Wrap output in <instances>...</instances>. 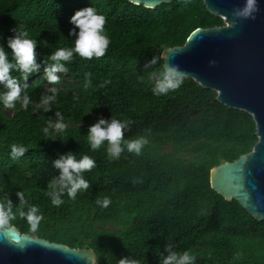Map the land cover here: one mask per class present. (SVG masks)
I'll return each mask as SVG.
<instances>
[{
	"label": "trees",
	"instance_id": "16d2710c",
	"mask_svg": "<svg viewBox=\"0 0 264 264\" xmlns=\"http://www.w3.org/2000/svg\"><path fill=\"white\" fill-rule=\"evenodd\" d=\"M87 7L105 17L109 47L99 59L74 55L66 64L68 78L62 77L64 89L55 87L57 100L45 112L40 98L51 92L38 79L43 60L57 48L73 47L69 21ZM224 25L204 0H177L155 10L125 0H0V46L9 62L14 61L7 41L19 29L37 40L41 65L29 83L11 72L27 85L22 93L31 100L27 109L21 102L12 109L0 103V201L8 196L16 206L12 223L21 234L92 250L99 264L129 256L140 264H160L165 244L189 250L195 264H264V222L225 201L210 185L213 168L235 162L258 143L253 118L223 105L217 92L192 79L166 95L152 91L166 49L185 46L198 28ZM153 57H159L157 63L149 64ZM55 112L64 118L63 130L53 127ZM111 116L127 122L126 140L148 139L139 155L125 150L111 159L107 142L91 150L89 126ZM14 144L26 153L12 158ZM67 154L77 160L88 155L95 166L83 173L90 188L75 199L65 193L56 207L48 183L58 175L53 162ZM19 191L27 201L23 210L36 206L43 216L35 233L19 215ZM104 197L111 200L107 208L96 203Z\"/></svg>",
	"mask_w": 264,
	"mask_h": 264
},
{
	"label": "water",
	"instance_id": "95a60500",
	"mask_svg": "<svg viewBox=\"0 0 264 264\" xmlns=\"http://www.w3.org/2000/svg\"><path fill=\"white\" fill-rule=\"evenodd\" d=\"M125 1L155 10L177 0ZM204 4L225 19V25L196 29L185 46L166 49L162 58L178 65L186 79L217 92L223 105L253 118L258 143L235 162L213 168L210 185L225 201L238 203L252 219L264 222V0H257L254 20L234 23L232 12L243 7L244 0H204ZM0 264L99 263L92 250L50 243L13 226L0 234Z\"/></svg>",
	"mask_w": 264,
	"mask_h": 264
},
{
	"label": "clouds",
	"instance_id": "9594fccd",
	"mask_svg": "<svg viewBox=\"0 0 264 264\" xmlns=\"http://www.w3.org/2000/svg\"><path fill=\"white\" fill-rule=\"evenodd\" d=\"M257 11V0H244L243 7L233 10L232 22L234 23L240 19L254 20ZM69 23L74 26L69 32V36L74 37L73 47H60L52 52L47 60H43V72L38 77L39 80L45 81L43 88L51 92V95H42L40 98L45 112L51 111L49 105L57 100L55 87L64 89L62 80L68 78L67 72L69 70L66 64L73 60L74 55L84 60L99 59L106 54L110 44V40L104 31L105 17L97 14L93 7L76 11ZM77 29L78 31H76ZM45 46H47L46 42ZM7 47L11 49L14 62H9L8 53L0 46V85L4 89L0 92V103L3 104L4 108L12 109L17 102H21V106L27 109L31 102L30 97L26 93L22 95L27 85H25V82L20 84V81L13 77L11 72H18L21 79L27 81L30 75L41 71V65L37 63L36 59L37 40L28 38L26 31L16 29L15 35L8 39ZM158 59L159 57H153L149 64H156ZM214 63V61L210 62V64ZM186 76V72L181 70L178 65L168 63L167 59L152 91L155 95H166L170 91L180 88ZM33 80V78H30L28 83ZM90 83V81H87L85 86H89ZM54 115L57 119L53 127L56 130H63L65 125L62 122L64 119L62 114L55 112ZM127 127V122H121L112 116L107 120L99 119L88 128L87 137L91 150L96 151L107 142L106 151L111 159H118L125 150L139 155L149 141L145 136L126 140L124 131ZM43 131L48 134L49 128L45 127ZM26 151L27 149L23 146L15 144L11 146L12 158L23 156ZM94 166L95 161L88 155H84L77 160L76 155L67 154L55 160L53 168L58 171V175L52 176L48 183V187L51 189L48 195L51 198L52 205L56 207L62 205L64 201L61 197L65 193L70 199H75L79 191H87L90 184L84 178L83 173L90 171ZM16 196L21 207L20 217L26 221L31 232H37L40 222L43 220V216L39 214V209L36 206H28L27 211H24L23 208L27 205L24 193L22 191L16 192ZM96 203L103 208H107L111 200L104 197L102 200L97 199ZM15 207L8 196L0 201V234L7 233L14 226L12 222L16 219ZM164 251L167 255H161L160 264H195L196 257L189 250L179 252L173 250L170 244H165ZM117 264H140V261L129 256L119 259Z\"/></svg>",
	"mask_w": 264,
	"mask_h": 264
},
{
	"label": "rangeland",
	"instance_id": "374dc122",
	"mask_svg": "<svg viewBox=\"0 0 264 264\" xmlns=\"http://www.w3.org/2000/svg\"><path fill=\"white\" fill-rule=\"evenodd\" d=\"M169 152H171V150H170V149H168V153H169Z\"/></svg>",
	"mask_w": 264,
	"mask_h": 264
},
{
	"label": "built area",
	"instance_id": "2783aa9c",
	"mask_svg": "<svg viewBox=\"0 0 264 264\" xmlns=\"http://www.w3.org/2000/svg\"><path fill=\"white\" fill-rule=\"evenodd\" d=\"M224 20V23H225V19H223Z\"/></svg>",
	"mask_w": 264,
	"mask_h": 264
}]
</instances>
